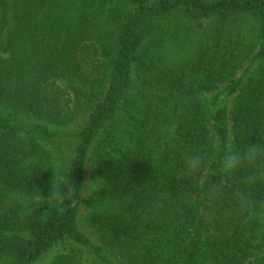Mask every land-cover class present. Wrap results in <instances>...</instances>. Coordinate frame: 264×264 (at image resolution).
Instances as JSON below:
<instances>
[{
	"label": "trees",
	"instance_id": "1",
	"mask_svg": "<svg viewBox=\"0 0 264 264\" xmlns=\"http://www.w3.org/2000/svg\"><path fill=\"white\" fill-rule=\"evenodd\" d=\"M180 11L182 34L167 24ZM241 15L257 25L238 28ZM261 142L264 0H0V264L53 244L67 250L57 264H264V180L242 169L208 194L229 143ZM185 152L205 157L203 186ZM87 164L97 184L83 199ZM56 168L76 187L63 215L38 202ZM82 204L98 244L78 228Z\"/></svg>",
	"mask_w": 264,
	"mask_h": 264
},
{
	"label": "clouds",
	"instance_id": "2",
	"mask_svg": "<svg viewBox=\"0 0 264 264\" xmlns=\"http://www.w3.org/2000/svg\"><path fill=\"white\" fill-rule=\"evenodd\" d=\"M183 161L186 168V176L192 180L197 186H203L206 182L205 157L199 153L185 152ZM220 171L218 176L220 179L209 189V197L214 199L220 193V190L229 184L236 182V173L242 169H250L251 171L243 178L247 184H255L258 180H264V142L257 144L248 143L243 149L234 147L229 143L223 150V154L219 160ZM53 178L51 180V188L47 198H44L39 192L38 202L43 201L44 206L55 208V211L63 215L68 208L65 207V201H75L72 197L76 193L75 183L71 178V172L67 174L61 172L59 168L52 169ZM71 204L69 206H71ZM35 210L27 207V213L31 214ZM67 250L59 244H53L46 250L42 251L35 257L31 264H57L59 257L65 255Z\"/></svg>",
	"mask_w": 264,
	"mask_h": 264
},
{
	"label": "rangeland",
	"instance_id": "3",
	"mask_svg": "<svg viewBox=\"0 0 264 264\" xmlns=\"http://www.w3.org/2000/svg\"><path fill=\"white\" fill-rule=\"evenodd\" d=\"M189 17H187L186 15H184V13L182 11L178 12V13H174L173 15H170L167 18V24L173 25L175 27H178L181 30V34L184 32L185 30V25L188 23ZM239 22L236 24L238 28H244L245 31L247 32V27H254V25H257V21H256V17L255 16H251V15H241L239 16ZM189 21V20H188ZM250 29V28H249ZM192 38H197L198 35H196L195 37L192 35ZM193 40V39H192ZM186 45V44H185ZM184 45V46H185ZM181 46V43H171V45H169V56H178V57H183L187 54V46ZM189 47V46H188ZM259 63V59L256 58L253 61H247L242 68H240L236 75H235V79L240 82L242 81L245 77H247L250 73H252L257 65ZM230 83H225L222 84L221 86H219L218 90H224L228 87H230ZM206 99L207 101L211 98L212 94L211 93H207L206 95ZM235 96V93L232 94L230 96V99H233V97ZM203 100L204 96H203ZM206 102V101H205ZM207 103V102H206ZM87 118L86 114H83L82 112L77 114L75 120L68 126H66L63 129H70V130H75V129H79L80 127H82L84 125V121ZM211 135L215 136V131L212 127V122H211ZM213 130V131H212ZM100 139V137H95L93 138L92 144L90 145L89 149L90 151H92L95 147V145L97 144L98 140ZM231 139V136L230 138ZM215 143L219 144V139L218 137H215ZM97 184L96 179L93 177L92 175V170H91V166L90 164L86 165L85 168V172H84V189L82 192V198L86 199L87 197L90 196V194L93 192V190L95 189ZM87 212L86 206L85 204H82L81 206V211L80 214L77 217V225L78 228L81 232H83L86 236H88V238L90 239L91 242L98 244L99 241L96 239V235L93 231V229L91 228L90 225H88L85 221V214ZM23 236L28 237L29 234L28 233H22ZM260 238H264V232H262L260 234ZM108 256L113 260V257L111 256L110 253H108ZM255 255L254 257L250 258V260H248V264L252 263L255 260Z\"/></svg>",
	"mask_w": 264,
	"mask_h": 264
}]
</instances>
